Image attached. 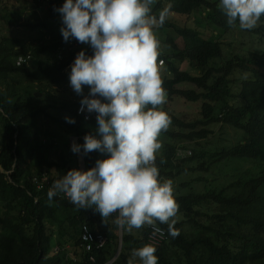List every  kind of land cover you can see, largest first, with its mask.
<instances>
[{"label":"trees","instance_id":"obj_1","mask_svg":"<svg viewBox=\"0 0 264 264\" xmlns=\"http://www.w3.org/2000/svg\"><path fill=\"white\" fill-rule=\"evenodd\" d=\"M219 3L220 0H160L159 6L164 8L171 4L172 14L188 18L194 17L196 11L201 8L208 9L209 24L222 33L223 31L227 33L234 27L228 25L226 15L218 8ZM49 6L52 17L57 13L54 9L62 7L56 1ZM172 17L167 18L163 27L173 29L182 37L184 48L178 47L174 35L168 38L170 52L159 57L167 64L166 71H168L167 75L163 74V86L167 89L169 100L180 97L193 103L203 101L202 115L205 121L201 123L205 128L196 132L195 127L198 124H188L167 112L171 117L172 126L178 130L192 128V133L182 135L179 131H171L168 128L162 134L175 141L179 140L180 136L205 139L210 134L206 129L209 123L221 122L223 125L243 131L244 138L234 146L223 148L212 156H216L218 161L240 162L252 159L264 166V52L236 55L220 68L208 67L212 59L223 57V44L206 39L201 31L190 26L180 27L171 23ZM261 23L262 25L252 32L264 31V16L261 18ZM17 45L2 47L0 81H6L12 74H19L36 82L61 85L67 78L65 70L74 62L77 53L81 52H72L60 62L51 63L45 68L39 66L37 70L31 72L26 66L32 60L17 66V57L26 56L29 52V48L24 45H21L20 50H16ZM85 53L93 56L94 50L90 48ZM184 61L195 62L202 71L204 69V72L195 76L187 70H181L178 63ZM235 70L252 74V78L242 84V91L239 94L240 99L245 103L240 107H228L220 118H215L217 105H226L227 100L232 97L230 76ZM181 85H190L192 88L188 89ZM10 86L7 90L0 91V127L3 134V146L0 152V204L6 211L5 217L0 215V264H106L113 257V252L106 254L102 250L86 253L82 250L83 226H88L97 235L107 236L111 244L118 239L114 231L101 229L102 222L98 220L100 213L94 208L78 209L72 203L57 197H54L50 204L47 189L39 191L31 182L32 176L42 173L44 166L48 171L51 167H56L55 181L62 179L70 171L68 169L70 162L66 161L62 151H59L58 163H50L47 159V155L54 147L40 141L43 132L39 125L41 118L50 120L70 136H78L79 145L85 143L86 135L96 134L97 122H87L78 115L80 102L74 104L66 102L61 105L68 118L76 121L73 124L63 117L57 118L51 114L48 105L23 98L14 83ZM81 151L85 159L86 171L94 167L97 160L107 159L109 156L98 151L85 155L83 149ZM176 153V144L167 145L164 155L156 159L158 168L162 170V163L164 166H173ZM28 160L35 164V169L28 166ZM263 192L264 168L260 175L246 182L233 194L227 193L226 189H210L206 192L175 196L179 204L178 214L184 215L185 220L176 223L175 227L180 230V235L176 238L168 233V225L157 222L168 236L165 244L157 248L155 253L158 264H174L166 252V246L174 247L183 253L185 258L183 264H264ZM210 203L219 205L220 211L213 214L203 211L202 207ZM60 208L78 210L76 215L68 220V224L83 257L82 255L78 257L76 251L70 259L66 247L62 244L54 247L51 242L52 237L47 234L46 221L60 222L58 216ZM229 222L236 224L239 229L253 227L256 233H241L229 225ZM186 223L191 224L196 232L186 233L183 230ZM114 227L118 228L116 224ZM141 233L144 239H137L125 233L123 248L130 243H135L137 247L139 244L144 245V242H147L148 228H144ZM231 244L239 246L238 249L233 248ZM91 256L95 259L94 263L90 259ZM127 261L122 251L119 259L113 264H127Z\"/></svg>","mask_w":264,"mask_h":264},{"label":"clouds","instance_id":"obj_2","mask_svg":"<svg viewBox=\"0 0 264 264\" xmlns=\"http://www.w3.org/2000/svg\"><path fill=\"white\" fill-rule=\"evenodd\" d=\"M156 0H66L54 11L62 15L64 41L89 44L93 56L78 53L71 66L70 84L78 95L84 86L90 93L81 100L80 112L97 113L96 134L84 137L83 149L109 154L90 170L73 169L48 190L53 198L64 194L78 209H92L106 220L118 213L114 223L129 233L150 226L153 241L164 232L157 222L168 225L176 238L179 204L173 180L161 177L156 165L162 148L160 136L172 123L161 106L167 103L163 86L164 60L156 32L172 14V5L153 14ZM218 8L230 27L255 29L264 16V0H220ZM23 63V57L17 61ZM100 97V98H97ZM102 98V99H101ZM87 118V117H86ZM69 123L74 119L65 118ZM99 137V138H98ZM154 243L134 249L127 264H158Z\"/></svg>","mask_w":264,"mask_h":264},{"label":"rangeland","instance_id":"obj_3","mask_svg":"<svg viewBox=\"0 0 264 264\" xmlns=\"http://www.w3.org/2000/svg\"><path fill=\"white\" fill-rule=\"evenodd\" d=\"M55 1L60 3L61 6L66 2V0H0V60L3 57L2 47L18 44L15 49L20 50L21 45H24L29 48L27 55L33 57L32 61L26 66V68L33 72L37 70L39 66L45 68L51 63L62 61L72 52H87L91 48L89 44H82L74 38L67 42L64 41L61 33V28L64 27L62 15L58 12L54 17L50 15L49 5L54 4ZM159 1L160 0H156V3L153 5V14L158 15L159 11L163 8L159 6ZM207 11L208 9L201 8L196 11L194 17L191 18L183 16L177 17V15L174 14H171L169 18L173 16V22L171 23L179 25L180 27L190 26L193 29L201 31L206 39L216 40L223 44V57L212 59L209 62L208 67L220 68L236 55L243 56L251 52H264V31L252 32L262 25L261 21L258 26L252 30H242L238 26L236 28L234 27V29L227 33L224 31L222 33V31L209 24L207 21ZM156 35L161 41L163 49L162 54L170 52L167 40L172 35H174L178 47L184 48L182 37L176 34L171 28H165L162 26L157 30ZM73 63L65 70L67 78L61 85H51L48 82H36L22 75L12 74L6 81H0V91L7 90L8 87H11L10 84L14 83L17 91L23 98L36 100V102L41 105H48V111L51 114L57 118L63 117L65 119L68 116L67 113L61 109V105L66 102L72 104L81 102V100L90 93L89 86H84L83 95H78L71 87L70 74ZM166 65L167 64L164 63V75H167L168 73V71H166ZM178 65L181 70H187L190 74L195 76H198L203 72L195 62L184 61L178 63ZM168 76H170V74ZM251 78L252 74L250 73L241 70H235L233 72L230 76L232 97L227 100L226 105H217L215 118H220L226 112L228 107H240L244 105L245 102L240 99L239 94L242 91V84ZM183 87L188 89L192 88L190 85H184ZM202 105L203 101L193 103L180 97H173L170 100L169 97H167V103L162 105L161 108L188 124H198L195 127V131L197 132L205 128L201 123L202 121H205L202 115ZM39 125L43 131L40 136V141L54 147L53 151L51 150V153L47 155L49 162L58 163V154L59 151H62L65 155L66 161L70 162L68 164V169L80 170L81 167L78 153L72 151L74 138L79 139V137L68 135L64 129L45 118L40 119ZM169 129H171V131L177 130L182 135H190L192 133V128L178 130L176 127L170 125ZM206 129L210 131V134L205 139H193L190 138V136H180V139L175 141L164 134H161L160 136L162 148L157 153V157L160 158L164 155L167 145H172V143L176 144L177 153L173 159L175 166H164L162 163V170H160L162 178L173 180L175 196H181L192 192H206L210 189H226L227 193L233 194L238 192L246 182L256 178L262 173V169L264 168L263 164H257V162L252 159L240 162L229 160L218 161L216 156H212L217 154L223 148L234 146L239 140L243 139V131L223 125L221 122L209 123ZM2 146L3 134L0 127V152L2 151ZM27 163L28 166L35 169V164L31 160H28ZM42 169V173H39V175L36 174L32 177L40 178L47 175L51 180H54V177H57L56 167H51V170L49 171L46 166ZM219 207L220 206L217 204L210 203L202 207V210L213 214L220 211ZM77 211V208H60L58 211L60 222L52 220L46 221L47 234L52 237L51 242L53 246H59L62 244L66 247L70 259L75 255L74 253L76 251L78 252V257H81V255L83 257L80 247L76 244V238L74 239L72 237L73 232L68 224V220L75 216ZM0 215L2 217L6 216V211L1 204ZM117 215L118 213H113L106 220H103L102 216H98V220L102 222V230L114 231V233L118 235V239L113 241L112 244L109 241L110 243H108V246L109 244L110 246H106L108 248L104 249L106 254L112 252L114 254L106 264L115 263L122 254V251L129 260L134 249H138V247L141 248L147 244V242H144V245L139 244L137 247L135 243H130L123 248V235L125 233L133 235L137 239H144V235H142L141 232L144 228H148V226L145 225L140 229H133L132 232L129 233L125 229L114 227V221ZM175 219L177 222H182L185 220V217L182 214H177ZM228 224L241 233H256V230L253 227H243L239 229L236 224L232 222H229ZM30 230L31 229L29 228V232H31ZM183 230L188 234L196 232L192 225L188 223L183 226ZM121 241L122 248L118 254ZM231 246L235 249H238L239 247H236L234 244H231ZM166 252H168L169 258L174 264H183L185 262L183 253L178 249L166 246ZM73 259H75V257H73ZM94 262L95 259L92 263ZM134 264H140L139 258L135 260Z\"/></svg>","mask_w":264,"mask_h":264},{"label":"built area","instance_id":"obj_4","mask_svg":"<svg viewBox=\"0 0 264 264\" xmlns=\"http://www.w3.org/2000/svg\"><path fill=\"white\" fill-rule=\"evenodd\" d=\"M20 57H23V63H21L19 66L27 64L33 59V57L31 55L19 56L16 59V64H17V61ZM17 66H18V64H17ZM97 98H99V97H97ZM80 108H81V102L79 103L78 111H77V113L80 117H82L87 122H89V121L97 122V120H96L97 113H94V112L88 113L86 108H85V111L83 113H81ZM31 182L34 186L37 187V189H39V191H42L45 189H47V191H48L49 188L51 187V185L55 182V180H51L48 178L47 175H44L40 178L33 177L31 179ZM56 197L58 199L70 202V200L64 194H60ZM156 226L160 227L158 225H156ZM160 228L164 232L163 238H160L159 236H157L155 238V241H153V239H151L153 229L150 226H148V233H147V240H146L148 244L154 243L156 247H161L165 244V242L168 240V236H167L166 231L162 227H160ZM81 239H82V250H83V252H86V253H92L95 251H102L106 248L104 246L105 245L107 246L108 242H109V238L107 236L101 235V234H98V235L95 234L93 231L90 230V228L88 226H83V230L81 233ZM90 259H91V261H94V258L92 256Z\"/></svg>","mask_w":264,"mask_h":264},{"label":"water","instance_id":"obj_5","mask_svg":"<svg viewBox=\"0 0 264 264\" xmlns=\"http://www.w3.org/2000/svg\"><path fill=\"white\" fill-rule=\"evenodd\" d=\"M203 72H204V69H203ZM77 141H78V139L77 138L76 139L74 138L73 144L79 145ZM78 157L80 159V167H81V170L86 171V169H85V160H84V156H83L82 151L78 152ZM121 248H122V241L120 242V248H119L118 254L120 253Z\"/></svg>","mask_w":264,"mask_h":264},{"label":"bare ground","instance_id":"obj_6","mask_svg":"<svg viewBox=\"0 0 264 264\" xmlns=\"http://www.w3.org/2000/svg\"><path fill=\"white\" fill-rule=\"evenodd\" d=\"M104 247H106V245Z\"/></svg>","mask_w":264,"mask_h":264},{"label":"crops","instance_id":"obj_7","mask_svg":"<svg viewBox=\"0 0 264 264\" xmlns=\"http://www.w3.org/2000/svg\"><path fill=\"white\" fill-rule=\"evenodd\" d=\"M81 170V169H80Z\"/></svg>","mask_w":264,"mask_h":264}]
</instances>
